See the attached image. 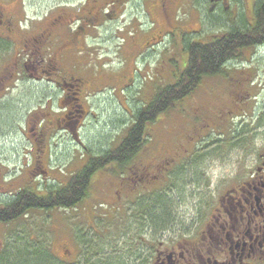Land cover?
Returning a JSON list of instances; mask_svg holds the SVG:
<instances>
[{"label": "flooded vegetation", "instance_id": "flooded-vegetation-1", "mask_svg": "<svg viewBox=\"0 0 264 264\" xmlns=\"http://www.w3.org/2000/svg\"><path fill=\"white\" fill-rule=\"evenodd\" d=\"M19 1L22 4V0H0L2 204L25 189L46 195L50 189L65 187L93 157L94 153H85L83 166L72 171L66 182L38 187L32 183L36 179L32 175L36 170L46 173L41 163L48 150H53L50 140L54 134L66 133L68 130L77 132L89 116L86 106L91 95L113 87L114 81L120 83V79L111 72L114 70L106 68L105 62L101 65L92 64L89 59L91 54L83 55L86 59L80 57L84 52H92L85 48V42L98 39L100 34H96L95 29L104 25L107 19H113L118 7L130 3L136 6L141 1L148 13L152 14V9L158 10L168 31L176 26L174 12L182 4L191 2L160 0L159 6L155 7L145 6L147 2L144 0H60L36 15H27L22 7L23 13L18 16L13 12L14 9H9L10 6L18 9ZM255 5L256 1L254 7L252 2L251 6L234 9L232 12L238 18V23L229 25L218 35L222 38L235 31L244 37L245 45L241 44L236 49L235 58L227 60L219 74L222 75L226 67L236 64L240 89H248L251 85L245 72L252 68L254 60L256 66L264 65V59L260 60L264 54V30L255 33ZM245 29L249 31L243 35ZM164 37L162 34L157 35L161 41ZM122 87L128 88L129 84ZM254 131L255 135L246 139L241 147L237 165L222 179L217 194L208 195L189 221L180 218L176 223L179 227L169 230H162L156 225L146 227L147 213L141 202L145 197L144 190L155 192L158 190L157 184L166 181L169 167L163 171V167L157 164V181L151 180V172L146 167H131L140 154L123 171L114 164L102 168L120 176L128 172L120 182L111 181L114 201L105 197H92L95 201L105 199L114 209L120 206V212H114L109 218L107 227L103 229L107 232L105 237L101 233L91 237L83 233L78 235L71 226L67 231H61L57 241L59 255L52 252L57 259L56 264H264V122L258 120ZM13 140H21V143L6 145ZM22 140L28 145H24ZM109 149L113 148H103L97 154ZM15 153L26 156V163L22 167L30 166V186L26 184L14 194L3 193L18 175L13 169L17 165L12 158ZM37 155H40V160L35 158ZM181 158H171L170 166L179 163ZM143 181L145 184H142ZM41 186L45 188L39 191L37 188ZM91 187L92 182L88 195L75 206H55L43 211L50 213L63 209L74 214L72 211H77L79 205L91 197ZM128 205L133 206L130 208L131 226L120 236H115L114 216L125 219V206ZM103 241L108 243L105 247L100 243Z\"/></svg>", "mask_w": 264, "mask_h": 264}, {"label": "rangeland", "instance_id": "rangeland-1", "mask_svg": "<svg viewBox=\"0 0 264 264\" xmlns=\"http://www.w3.org/2000/svg\"><path fill=\"white\" fill-rule=\"evenodd\" d=\"M59 1L22 0V4L20 1L17 4L18 9L10 6L9 10L14 9L13 12L21 16L24 8L27 15H36ZM144 1L147 2L145 6L160 4V0ZM255 1L191 0L174 12L176 26L168 31L158 10L152 9L153 15L148 13L141 1L136 6L130 3L118 7L113 19H107L104 25L95 29L96 34H100L98 39L85 42V48L92 52H84L80 57L86 59L83 55L91 54L92 64L105 62L106 68L114 70L111 72L120 83L114 81L113 87L91 95L86 106L89 116L77 132L68 130L54 134L50 140L53 150L47 153L46 149V158L41 163L46 173L36 170L32 174L36 178L32 183L38 187L66 182L72 171L83 166L85 153L97 154L103 148L117 146L131 125L135 111L148 102L158 87L175 83L188 59V43L209 42L221 35L229 25L238 23L232 11L244 5L251 6L252 2L254 7ZM159 34L165 35L162 41L157 39ZM156 40L158 42L153 44ZM262 59L264 54L260 57ZM235 65L226 67L222 75L204 78L190 96L148 125L147 141L131 167H146L151 172V180L155 181L157 164L163 167V171L170 168L166 181L157 184L158 190H144L145 197L141 200L143 204L158 197L166 201L169 218L163 226L159 224L162 230L179 227L176 223L180 218L189 221L208 195L217 194L224 176L237 165L245 140L255 135L258 120L264 122V65L256 66L254 60L252 68L245 72L251 82L248 89L239 88V70ZM125 84L129 87L122 89ZM17 143L21 140L8 141L6 145ZM22 143L28 145L23 140ZM36 157L40 160V155ZM174 157L183 158L170 166V159ZM12 158L17 164L13 169L18 175L3 193L14 194L26 184L30 186V166L22 167L26 156L15 153ZM123 176L107 169L95 173L91 197L80 204L77 211H72L74 214L63 209L50 213L36 209L9 223H0V255L18 244L27 243L28 247L48 245L54 254L59 255L57 241L61 231H67L70 226L78 235L83 233L91 237L101 233L105 237L107 232L103 229L109 218L114 212H120V206L114 209L105 199L114 201L111 181L120 182ZM92 197L105 199L95 201ZM131 206H125V221L114 216L115 236H120L131 226ZM100 243L103 247L108 244L106 241Z\"/></svg>", "mask_w": 264, "mask_h": 264}, {"label": "trees", "instance_id": "trees-1", "mask_svg": "<svg viewBox=\"0 0 264 264\" xmlns=\"http://www.w3.org/2000/svg\"><path fill=\"white\" fill-rule=\"evenodd\" d=\"M255 19V33L264 30V0H256ZM245 30L243 35L249 31ZM243 42L244 37L237 35L235 31L222 38L216 36L209 42H189L186 46L188 59L184 61L185 66L179 71L175 83L158 87L151 99L135 111L131 125L117 146L100 155L92 154L89 162L65 187L50 189L46 195L25 189L9 201L0 203V223H9L26 216L31 210L55 206L73 207L88 195L89 186L97 171L113 164L120 170H125L126 165L131 164L143 150L148 125L190 96L204 78L221 74L225 62L235 58L236 49L245 45ZM143 207L147 213L145 222L148 225L163 226V223H167L168 206L163 197L148 199ZM27 245L29 243L14 245L10 251H4L0 255V264H56L57 259L50 246ZM21 246L27 248L21 249Z\"/></svg>", "mask_w": 264, "mask_h": 264}, {"label": "bare ground", "instance_id": "bare-ground-1", "mask_svg": "<svg viewBox=\"0 0 264 264\" xmlns=\"http://www.w3.org/2000/svg\"><path fill=\"white\" fill-rule=\"evenodd\" d=\"M16 203V202H15Z\"/></svg>", "mask_w": 264, "mask_h": 264}]
</instances>
